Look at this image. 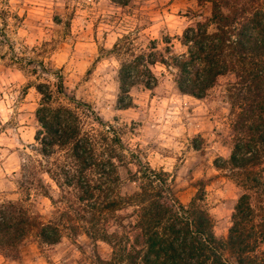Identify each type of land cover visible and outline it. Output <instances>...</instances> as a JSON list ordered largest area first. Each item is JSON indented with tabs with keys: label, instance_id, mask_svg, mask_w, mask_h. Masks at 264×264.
<instances>
[{
	"label": "rangeland",
	"instance_id": "obj_1",
	"mask_svg": "<svg viewBox=\"0 0 264 264\" xmlns=\"http://www.w3.org/2000/svg\"><path fill=\"white\" fill-rule=\"evenodd\" d=\"M262 1L249 0L254 5ZM235 11L232 5L226 14L232 17ZM210 13L207 0H129L126 5L112 0H0V202L21 201L44 220L55 214L51 199L56 201L59 191L46 174L41 175L48 196L39 187L20 188L19 180L21 163L39 158L35 110L40 94L29 85L40 81L52 88L57 82L52 72L61 69L65 96L55 94L51 105L75 110L82 130L97 139L96 152L115 155L120 193L138 189L140 165L165 171L174 196L184 205L203 188L202 204L212 217L213 232L225 238L242 192L214 164L232 148L226 91L230 74L219 76L201 98L180 92L172 69L160 62L149 65L157 77L151 88L139 82L124 95L118 78L123 59L149 52L167 59L184 52L183 32ZM213 29L209 24L208 30ZM39 61L49 73L32 71ZM130 71L140 74L142 66ZM120 96L127 105L119 102ZM72 97L86 104L77 105ZM94 254L108 259L111 248L82 232L64 233L53 245L28 238L18 259L0 253V264H92Z\"/></svg>",
	"mask_w": 264,
	"mask_h": 264
},
{
	"label": "trees",
	"instance_id": "obj_2",
	"mask_svg": "<svg viewBox=\"0 0 264 264\" xmlns=\"http://www.w3.org/2000/svg\"><path fill=\"white\" fill-rule=\"evenodd\" d=\"M112 1L126 5L129 0ZM207 1L210 17L185 29L184 52L167 59L161 53L156 58L154 52L123 59L118 78L124 95L139 82L151 88L157 77L149 65L160 62L172 69L180 92L201 98L219 76L230 74L226 91L232 148L228 157L214 162L242 191L233 206L227 236L214 234L212 217L202 204L203 188L184 205L174 196L165 171L140 165L138 189L122 195L112 161L115 155L108 152L103 157L96 152L97 139L82 130L75 110L51 105L55 94L65 96L61 69H56L54 87L40 81L29 85L40 94L35 110L39 158L28 157L21 163L19 180L20 188L39 187L48 196L41 175L46 174L59 191V198L51 199L55 214L44 220L21 201L0 202L2 255L18 259L20 248L31 237L53 245L64 233L82 232L111 248L108 259L94 254L92 264H264V0L258 5L249 0ZM232 5L236 11L230 17L226 9ZM209 24L213 30H208ZM36 64L33 72L40 68L49 73L42 61ZM140 66L142 73H131ZM70 100L86 104L74 97ZM119 102L128 104L121 96ZM127 216H134V221L123 223Z\"/></svg>",
	"mask_w": 264,
	"mask_h": 264
}]
</instances>
